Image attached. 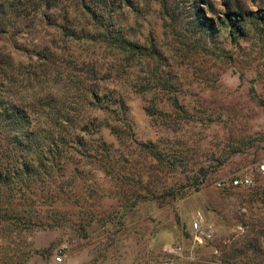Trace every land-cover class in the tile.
Returning <instances> with one entry per match:
<instances>
[{"label": "rangeland", "instance_id": "rangeland-1", "mask_svg": "<svg viewBox=\"0 0 264 264\" xmlns=\"http://www.w3.org/2000/svg\"><path fill=\"white\" fill-rule=\"evenodd\" d=\"M18 2L0 97L78 121L0 183V264H264V17L225 18L264 0ZM19 151L0 140V164Z\"/></svg>", "mask_w": 264, "mask_h": 264}, {"label": "trees", "instance_id": "trees-1", "mask_svg": "<svg viewBox=\"0 0 264 264\" xmlns=\"http://www.w3.org/2000/svg\"><path fill=\"white\" fill-rule=\"evenodd\" d=\"M20 0H0V33L7 34L10 28L11 20L7 16L10 11L15 16H20L19 2ZM264 17V11H258L255 13H243L240 10L226 11L225 18L239 31H244V15ZM200 21L204 25H210L212 18H207L203 14H199ZM12 25V24H11ZM89 34V31L85 32ZM124 44L130 45L126 39ZM106 103L103 104L105 110H109L110 105H114L116 102L111 101L105 96ZM117 106H120L119 103ZM76 116L70 115L68 112L61 115H50L46 113L44 118L33 117L31 113L21 104L14 102L11 98L0 97V140L10 147V149H19V153L16 155V163L13 167L8 166V163L0 164V183H8L15 177H23L28 175L31 171L29 166L33 163L37 165L43 160H47V152H50L53 146L57 145V139L51 130H56L54 127H58L57 130H70L68 127H72L74 130L76 126H73L76 121ZM63 122H66L65 125ZM79 124H77L78 126ZM87 125L82 122L80 126ZM110 130L116 132L117 125L109 126ZM37 148L35 157L30 156L31 150L34 152ZM153 154L159 157V153L154 151ZM35 161L37 163H35Z\"/></svg>", "mask_w": 264, "mask_h": 264}, {"label": "built area", "instance_id": "built-area-1", "mask_svg": "<svg viewBox=\"0 0 264 264\" xmlns=\"http://www.w3.org/2000/svg\"><path fill=\"white\" fill-rule=\"evenodd\" d=\"M257 172H259L264 177V159L257 163ZM253 183L252 177L249 175L243 176H234L230 180H221L218 182L219 186L222 187H239V186H250ZM201 217L196 215L194 220L192 221V231L194 234V239L198 242H202L203 239H210L213 236V232L211 228L202 229ZM56 260L60 261L61 257L56 256Z\"/></svg>", "mask_w": 264, "mask_h": 264}]
</instances>
